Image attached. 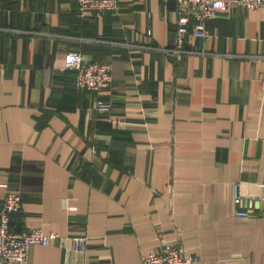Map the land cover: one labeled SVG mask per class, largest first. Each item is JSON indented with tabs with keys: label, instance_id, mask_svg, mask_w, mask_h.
Listing matches in <instances>:
<instances>
[{
	"label": "crops",
	"instance_id": "0c3cea01",
	"mask_svg": "<svg viewBox=\"0 0 264 264\" xmlns=\"http://www.w3.org/2000/svg\"><path fill=\"white\" fill-rule=\"evenodd\" d=\"M178 15L176 0L100 16L0 0V202L20 190L13 230L60 234L28 264H143L165 243L192 264H264V9L220 11L181 54ZM73 49L111 62L112 85L79 88Z\"/></svg>",
	"mask_w": 264,
	"mask_h": 264
},
{
	"label": "built area",
	"instance_id": "2783aa9c",
	"mask_svg": "<svg viewBox=\"0 0 264 264\" xmlns=\"http://www.w3.org/2000/svg\"><path fill=\"white\" fill-rule=\"evenodd\" d=\"M82 16L102 15L106 11H120L124 0H75ZM167 3L170 0H162ZM263 8L264 0H176L178 11L177 47L170 49L176 54L192 52L184 48V38L188 33L197 37H208L210 31L207 21L220 11L234 7ZM149 12V16H152ZM152 34V30L148 31ZM65 67L77 72L78 87L84 90H101L112 85V64L106 60L88 57L80 50H69L64 55ZM264 101V75L261 80ZM95 109L110 120L116 122L112 115L111 103L98 97ZM264 202V194L259 196ZM236 196L237 203L242 202ZM23 208V195L20 190H9L0 202V264H28L29 252L35 244H49L59 237V233L46 232L43 226H33L17 232L12 228L14 215ZM237 214L249 216L251 210H237ZM86 238H77L78 247L82 248ZM200 259L180 244L165 243L160 250L144 255L143 264H192Z\"/></svg>",
	"mask_w": 264,
	"mask_h": 264
},
{
	"label": "trees",
	"instance_id": "16d2710c",
	"mask_svg": "<svg viewBox=\"0 0 264 264\" xmlns=\"http://www.w3.org/2000/svg\"><path fill=\"white\" fill-rule=\"evenodd\" d=\"M78 166H79V165H78ZM73 168H74L76 171H77V169H78L76 165H75V167H73Z\"/></svg>",
	"mask_w": 264,
	"mask_h": 264
}]
</instances>
